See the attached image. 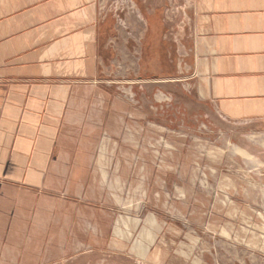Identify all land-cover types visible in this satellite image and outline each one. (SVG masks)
<instances>
[{
	"label": "crops",
	"instance_id": "obj_1",
	"mask_svg": "<svg viewBox=\"0 0 264 264\" xmlns=\"http://www.w3.org/2000/svg\"><path fill=\"white\" fill-rule=\"evenodd\" d=\"M133 1L147 18L142 44H169L168 0ZM191 1L190 44L179 48L191 57L186 102L264 163V0ZM104 10L100 0H0V264H31L33 246L58 245L63 204L89 182L105 129L95 119L110 122L116 103L104 73L127 54Z\"/></svg>",
	"mask_w": 264,
	"mask_h": 264
},
{
	"label": "rangeland",
	"instance_id": "obj_2",
	"mask_svg": "<svg viewBox=\"0 0 264 264\" xmlns=\"http://www.w3.org/2000/svg\"><path fill=\"white\" fill-rule=\"evenodd\" d=\"M100 3L127 50L104 73L116 103L110 122L95 119L105 129L89 182L63 204L65 233L33 246L31 264H264V163L185 99L192 1L168 0L169 44H142L147 18L133 0Z\"/></svg>",
	"mask_w": 264,
	"mask_h": 264
}]
</instances>
